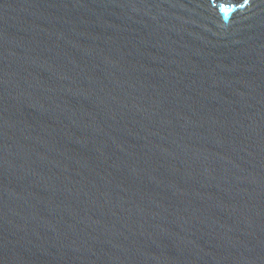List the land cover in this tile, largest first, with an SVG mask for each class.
I'll use <instances>...</instances> for the list:
<instances>
[{
	"label": "water",
	"instance_id": "obj_1",
	"mask_svg": "<svg viewBox=\"0 0 264 264\" xmlns=\"http://www.w3.org/2000/svg\"><path fill=\"white\" fill-rule=\"evenodd\" d=\"M0 264H264V0H0Z\"/></svg>",
	"mask_w": 264,
	"mask_h": 264
}]
</instances>
